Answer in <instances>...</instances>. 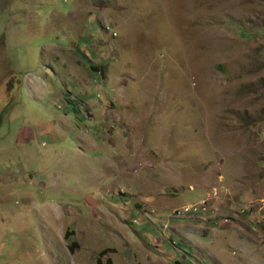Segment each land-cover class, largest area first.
Segmentation results:
<instances>
[{
    "label": "rangeland",
    "instance_id": "obj_1",
    "mask_svg": "<svg viewBox=\"0 0 264 264\" xmlns=\"http://www.w3.org/2000/svg\"><path fill=\"white\" fill-rule=\"evenodd\" d=\"M0 264H264V0H0Z\"/></svg>",
    "mask_w": 264,
    "mask_h": 264
},
{
    "label": "built area",
    "instance_id": "obj_2",
    "mask_svg": "<svg viewBox=\"0 0 264 264\" xmlns=\"http://www.w3.org/2000/svg\"><path fill=\"white\" fill-rule=\"evenodd\" d=\"M206 200H203L201 203H200V207L196 206V205H191V206H188V207H185L183 210H178L177 211V214L180 213V212H187V213H190V212H198L200 211L201 209L202 210H206Z\"/></svg>",
    "mask_w": 264,
    "mask_h": 264
},
{
    "label": "bare ground",
    "instance_id": "obj_3",
    "mask_svg": "<svg viewBox=\"0 0 264 264\" xmlns=\"http://www.w3.org/2000/svg\"><path fill=\"white\" fill-rule=\"evenodd\" d=\"M189 206H190V205H189ZM186 207H188V206H186ZM184 208H185V207H183L181 210H183ZM177 211H178V210H177ZM177 211L175 212V215H178V214H177Z\"/></svg>",
    "mask_w": 264,
    "mask_h": 264
},
{
    "label": "trees",
    "instance_id": "obj_4",
    "mask_svg": "<svg viewBox=\"0 0 264 264\" xmlns=\"http://www.w3.org/2000/svg\"><path fill=\"white\" fill-rule=\"evenodd\" d=\"M108 104V103H107ZM74 244H76V243H74Z\"/></svg>",
    "mask_w": 264,
    "mask_h": 264
}]
</instances>
